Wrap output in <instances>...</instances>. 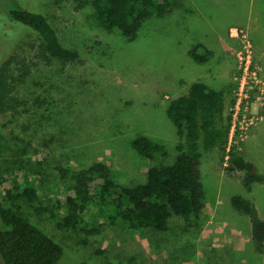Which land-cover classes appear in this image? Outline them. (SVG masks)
I'll list each match as a JSON object with an SVG mask.
<instances>
[{"label":"rangeland","instance_id":"374dc122","mask_svg":"<svg viewBox=\"0 0 264 264\" xmlns=\"http://www.w3.org/2000/svg\"><path fill=\"white\" fill-rule=\"evenodd\" d=\"M91 1L0 0V66L13 58L20 81L17 108L0 112V201L14 204L8 191L36 187L39 200L22 207L65 247L60 264H264L250 219L231 203L243 195L264 218V184L247 192L218 149L203 151L206 206L191 224L175 216L167 232L107 224L93 235L59 226L68 209L57 202L75 196L74 172L101 162L118 184L133 186L174 161L179 138L166 109L196 81L230 88L231 145L264 174V0H174L135 40L103 28ZM20 6L44 13L81 61L48 57L35 31L12 22ZM197 45L213 52L205 64L190 56ZM139 135L166 144L169 156H141L132 147Z\"/></svg>","mask_w":264,"mask_h":264},{"label":"trees","instance_id":"16d2710c","mask_svg":"<svg viewBox=\"0 0 264 264\" xmlns=\"http://www.w3.org/2000/svg\"><path fill=\"white\" fill-rule=\"evenodd\" d=\"M99 24L108 31L120 30L135 40L144 23L152 17L170 14L174 0H92ZM12 22L31 28L41 38L48 57L64 63L80 62L81 53L67 47L49 18L42 12L18 7L10 11ZM190 56L198 64L207 63L213 52L197 45ZM13 58L0 66V112L14 110L20 103L13 95L20 81L12 73ZM230 88L214 89L205 82L192 83L187 94L172 99L167 116L177 130L179 143L174 161L166 166H153L146 183L124 186L118 184L111 168L98 162L88 169L74 172L75 196L57 205L67 207L59 226L80 230L86 235L97 233L104 225L120 224L131 230L151 229L167 232L170 220L181 217L188 224L198 219L206 203L202 179L203 151L218 149L229 176H239L247 192L264 184V174L257 164L246 159L231 145L233 116H226ZM132 147L143 157H168L170 148L147 135H139ZM67 176L69 171L63 170ZM14 204L0 201V258L4 264H60L66 249L49 232L31 220L22 203L39 200L37 189L30 184L13 196ZM18 202L17 204L15 202ZM232 206L246 215L252 224L255 250L264 254V218L255 203L237 195ZM40 215L50 212L38 208ZM80 264H91L82 261Z\"/></svg>","mask_w":264,"mask_h":264},{"label":"built area","instance_id":"2783aa9c","mask_svg":"<svg viewBox=\"0 0 264 264\" xmlns=\"http://www.w3.org/2000/svg\"><path fill=\"white\" fill-rule=\"evenodd\" d=\"M246 97V99H247V95L245 96ZM241 103H242V101L240 100L239 102H238V105H241ZM244 107H245V105H244ZM236 131V124H235V121H234V119H233V128H232V134H231V137H232V135L234 134V132Z\"/></svg>","mask_w":264,"mask_h":264}]
</instances>
